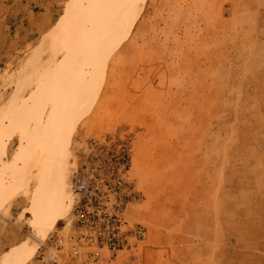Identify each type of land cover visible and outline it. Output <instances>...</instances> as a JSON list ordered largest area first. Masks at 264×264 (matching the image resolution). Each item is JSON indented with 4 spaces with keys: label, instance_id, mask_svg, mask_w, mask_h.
Listing matches in <instances>:
<instances>
[{
    "label": "rangeland",
    "instance_id": "rangeland-1",
    "mask_svg": "<svg viewBox=\"0 0 264 264\" xmlns=\"http://www.w3.org/2000/svg\"><path fill=\"white\" fill-rule=\"evenodd\" d=\"M93 1L0 69V264H264V0H145L118 44L80 24ZM67 154L143 236L109 251L72 191L44 227Z\"/></svg>",
    "mask_w": 264,
    "mask_h": 264
},
{
    "label": "bare ground",
    "instance_id": "bare-ground-1",
    "mask_svg": "<svg viewBox=\"0 0 264 264\" xmlns=\"http://www.w3.org/2000/svg\"><path fill=\"white\" fill-rule=\"evenodd\" d=\"M145 0H94L85 14H92L93 20L80 19L82 27L90 34L97 35L103 33V38L107 42L116 43L123 41L129 33L139 16ZM63 164L57 171L50 168V194L47 197L43 208L40 222L44 227L52 225L60 216L64 206V200L72 191L70 185V166L72 160L70 155L65 156ZM40 233H34L19 246L13 248V252L24 260L39 241ZM11 253H9L10 255Z\"/></svg>",
    "mask_w": 264,
    "mask_h": 264
},
{
    "label": "crops",
    "instance_id": "crops-1",
    "mask_svg": "<svg viewBox=\"0 0 264 264\" xmlns=\"http://www.w3.org/2000/svg\"><path fill=\"white\" fill-rule=\"evenodd\" d=\"M65 0H0V69L47 33Z\"/></svg>",
    "mask_w": 264,
    "mask_h": 264
},
{
    "label": "built area",
    "instance_id": "built-area-1",
    "mask_svg": "<svg viewBox=\"0 0 264 264\" xmlns=\"http://www.w3.org/2000/svg\"><path fill=\"white\" fill-rule=\"evenodd\" d=\"M98 188L92 184L86 175L76 173L73 178L72 194H73V209L76 212L77 219L80 217L90 216L98 213L99 209L92 201L98 202L102 200L103 209L106 212V220L104 226V240L103 244L109 250H117L120 238L126 239L129 236L139 238L143 236V227L140 225H132L125 230L120 229L123 220V212L125 208V200L123 197H113L110 199H103V194L98 193ZM102 198V199H101ZM85 235L92 234L85 229ZM83 234V235H84ZM103 245V246H104Z\"/></svg>",
    "mask_w": 264,
    "mask_h": 264
}]
</instances>
